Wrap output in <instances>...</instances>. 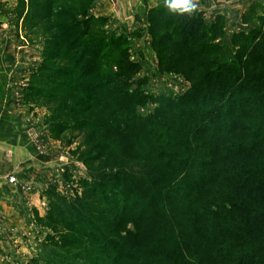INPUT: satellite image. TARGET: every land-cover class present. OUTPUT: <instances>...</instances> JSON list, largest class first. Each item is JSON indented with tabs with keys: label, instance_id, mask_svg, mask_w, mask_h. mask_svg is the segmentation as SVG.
Listing matches in <instances>:
<instances>
[{
	"label": "trees",
	"instance_id": "1",
	"mask_svg": "<svg viewBox=\"0 0 264 264\" xmlns=\"http://www.w3.org/2000/svg\"><path fill=\"white\" fill-rule=\"evenodd\" d=\"M47 2L29 16L40 17ZM170 17L161 41L170 68L191 82L181 95L135 90L119 100L109 86L118 75L97 81L98 51L55 67L64 26L46 40L24 89L52 113L49 131L66 130L56 120L63 113L84 137L89 179L77 180L79 195L68 200L48 196L49 224L58 218L75 235L63 244L81 260L69 264H264V12L225 44L202 11ZM146 102L157 106L143 115Z\"/></svg>",
	"mask_w": 264,
	"mask_h": 264
},
{
	"label": "rangeland",
	"instance_id": "2",
	"mask_svg": "<svg viewBox=\"0 0 264 264\" xmlns=\"http://www.w3.org/2000/svg\"><path fill=\"white\" fill-rule=\"evenodd\" d=\"M40 2L0 0V54L6 42L17 46L14 50L17 59H24L29 53L28 69L14 84L16 103L24 112L23 121L28 123L26 131L34 141L37 153L43 154L48 165H52L40 186L32 182H20L15 175H11L15 182L10 183L11 176L7 177L8 183L20 184L21 189L30 193L27 200L29 226L28 232L25 230L21 237L9 241L5 250H0V264H69L72 260H81L78 259L79 255L74 257L77 251L74 246L65 247L63 244V241L75 236L74 233L67 231L58 218L49 224L54 215L48 214L51 207L48 196L56 194L68 200L79 195L75 182L81 178L89 179L88 166L80 154L85 150L84 137L81 132L71 129L74 119L70 120L63 113L61 116L58 114L56 120L62 121L66 130L60 134L49 131L47 119L52 113L43 102L27 100L24 92L30 76L43 62V48L51 35H59L63 26L69 30L66 35H62L66 43L56 50L59 56L54 62L55 67L73 64L79 57L84 60L83 63L91 61L93 54L98 51L96 65L100 74L97 81H105L109 74L118 75V84L109 86L114 88L112 92L121 101L135 90L143 91L146 95L175 97L191 87V82L182 70L170 68V51L166 43L161 41V37L169 35L174 26L170 25V13L164 8L163 0H150L147 8L140 6L136 19L128 9L127 0H123L124 30L112 16L110 0H48L40 17H30L28 13L31 14L33 7ZM197 5L198 11L203 12L206 28L213 22L220 25L222 36L219 41L223 44L246 25L256 24L264 12V0H205L204 8L198 2ZM74 38L76 43L70 49L67 45ZM225 54L227 56L229 52L226 50ZM213 55L221 61L225 59L219 56L220 53ZM128 66L132 67L125 71ZM75 79L74 74L71 81ZM106 86H102L104 91ZM156 106L157 103L146 102L139 110L145 115ZM123 113L124 110L121 111ZM88 149L89 155L97 153L92 151V146ZM64 219L70 220L68 216ZM110 250L113 253L118 251L109 247ZM99 257L106 258V255L100 252Z\"/></svg>",
	"mask_w": 264,
	"mask_h": 264
},
{
	"label": "crops",
	"instance_id": "3",
	"mask_svg": "<svg viewBox=\"0 0 264 264\" xmlns=\"http://www.w3.org/2000/svg\"><path fill=\"white\" fill-rule=\"evenodd\" d=\"M5 44L7 47L0 54V250H5V245L21 237L25 230L28 232L29 226L30 193L21 189L20 184L8 183L7 177L15 175L20 182L40 186L52 166L43 154L37 153L26 131L24 112L16 103L14 84L28 69L29 53L24 59H17L15 43Z\"/></svg>",
	"mask_w": 264,
	"mask_h": 264
},
{
	"label": "water",
	"instance_id": "4",
	"mask_svg": "<svg viewBox=\"0 0 264 264\" xmlns=\"http://www.w3.org/2000/svg\"><path fill=\"white\" fill-rule=\"evenodd\" d=\"M112 7L111 12L114 19L118 21L119 27L124 30L126 26L125 21V10L123 8L122 2L123 0H110ZM150 0H127L128 9L133 15L134 19L138 18V9L140 6L147 8L149 6ZM199 5L204 8L205 7V0H197Z\"/></svg>",
	"mask_w": 264,
	"mask_h": 264
},
{
	"label": "clouds",
	"instance_id": "5",
	"mask_svg": "<svg viewBox=\"0 0 264 264\" xmlns=\"http://www.w3.org/2000/svg\"><path fill=\"white\" fill-rule=\"evenodd\" d=\"M164 8L171 14L191 16L198 11L197 0H163Z\"/></svg>",
	"mask_w": 264,
	"mask_h": 264
},
{
	"label": "built area",
	"instance_id": "6",
	"mask_svg": "<svg viewBox=\"0 0 264 264\" xmlns=\"http://www.w3.org/2000/svg\"><path fill=\"white\" fill-rule=\"evenodd\" d=\"M9 182H10V183H13V182H15V178H14V177H12V176H11V177H9Z\"/></svg>",
	"mask_w": 264,
	"mask_h": 264
}]
</instances>
